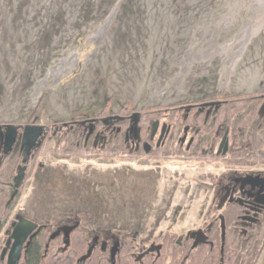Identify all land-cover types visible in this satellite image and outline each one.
Masks as SVG:
<instances>
[{"label": "rangeland", "instance_id": "374dc122", "mask_svg": "<svg viewBox=\"0 0 264 264\" xmlns=\"http://www.w3.org/2000/svg\"><path fill=\"white\" fill-rule=\"evenodd\" d=\"M262 92L264 0H0V123L43 124L60 136L73 114L84 112L65 148L108 101L103 117L112 122L129 101L138 113L165 109L162 121L174 124L172 107L215 93ZM95 129L90 122L88 146ZM205 137L196 134L189 148ZM18 156L16 146L4 179ZM219 171L220 165L191 169L171 158L85 159L49 151L40 154L6 227L18 211L56 230L79 223L112 247L137 231L138 248H147L155 235H184L217 213L215 197L196 184L213 182ZM263 259L264 250L259 264Z\"/></svg>", "mask_w": 264, "mask_h": 264}, {"label": "flooded vegetation", "instance_id": "af4514ba", "mask_svg": "<svg viewBox=\"0 0 264 264\" xmlns=\"http://www.w3.org/2000/svg\"><path fill=\"white\" fill-rule=\"evenodd\" d=\"M250 94H253V96H251L252 99L247 100L246 98H250L248 95L243 96L238 94L232 97L234 96L232 94L231 96H224L223 94L215 93L211 96L204 97L201 102L180 105L178 106L180 109L177 110L174 121H172L174 124H171V122L167 123L162 121V118H158L160 119V125L153 139L151 135L149 138H146V136L142 137L133 119H129L130 125L125 131V138L127 140V146L131 147L132 150L137 152L144 146L147 147V149L160 146V149L164 150L168 146L173 149L176 154L182 151L191 154L192 158L189 160L181 158L173 159L189 163L191 169L196 168L200 163L210 166L214 164L220 165V171L216 174L215 178H213V182L209 181L208 183V181H203L200 183L195 180L197 182L196 187L200 190L205 189L207 197L208 193L209 197H215L216 203L215 205H211V208L215 206V208H217V213L207 217L203 224L197 227L196 230H190L184 235H179L182 236L180 243H182L184 238H188L186 239L187 241L194 243L206 241L207 232L214 227L217 221L220 220L221 223H226L225 217L227 213L232 217L230 228L233 230V235L237 236L236 243L244 245V243L248 244L250 240H252L256 246L260 243V236L264 231V146H259L260 141H264V126H261V120L264 119V92ZM235 98L246 99L247 102L242 103L243 109L238 110L229 123L227 118L222 116V113L229 105V101ZM183 106H192L193 108L186 109L183 108ZM253 112H255L254 116L251 119L247 118V120L246 117ZM190 114H192V119L190 124L186 125L184 123L189 118ZM135 115L136 114H134V116ZM202 115L204 116L201 120ZM170 116L171 113L169 117ZM86 121L87 124H83L80 127L89 130L90 122H96L98 120H96L95 117H90L87 118ZM104 121H110L111 124L119 122L117 119H113L112 122L110 119L108 120V118ZM245 121L248 124H246ZM177 123L179 124L178 135L173 142L171 141L170 143L167 139H169V137L172 136L171 133L176 130ZM8 126L9 124L0 123V164L4 160H7L6 165L8 164L16 146L19 147V156L17 159L19 163L9 179L3 178L4 169L0 176V180L12 182L15 186V176L20 165L23 164L25 166V177L19 186L20 189L21 185L24 187L26 180H28L33 169L38 164L40 154H44L42 152V147L46 139L53 133L49 132L48 127L43 125L44 128L37 138H35V141L28 145L22 142L25 125L23 127L13 125L17 130V136L12 149L6 152L4 145ZM240 131H242L241 135ZM182 132L184 135L180 139V133ZM246 132L247 136L244 138L243 142H241V138L244 137ZM196 134L206 137L199 143L198 148L191 150L189 147L195 144ZM178 140H181V144L179 147H176V142ZM248 142L249 145H247ZM243 150H245L244 155L247 156L246 159L238 156L239 152ZM34 158L36 160V165L28 176L29 161ZM209 213H211V210ZM25 217L29 218L17 211L7 227V222L3 224L0 219V233H2L3 229L6 227V229H4L6 241L18 224V221ZM29 219L35 221L37 227L29 233L24 245L27 240L36 235L42 225L53 228L45 222L36 221L32 218ZM75 226L83 227L77 223L68 227L66 231L60 229L56 230L54 228L53 230L55 232H64L67 235L69 230ZM155 244L156 242L152 240L149 247L143 249L138 248V250L140 254H142L144 250L152 249ZM139 256L141 257L142 255Z\"/></svg>", "mask_w": 264, "mask_h": 264}, {"label": "trees", "instance_id": "16d2710c", "mask_svg": "<svg viewBox=\"0 0 264 264\" xmlns=\"http://www.w3.org/2000/svg\"><path fill=\"white\" fill-rule=\"evenodd\" d=\"M217 94L231 96L225 93ZM232 95H234L232 97H235L238 94ZM239 95H248L250 98H246L247 100L252 99L251 96H253V94L242 93ZM246 99L235 98L230 100L222 116L227 118L230 123L235 113L243 109L242 103H246ZM109 104L110 102L108 101L99 113L94 116L98 121L94 122L96 131L90 146H88L87 142L90 129L86 130L84 127H80L76 136H73V146L65 148V144L72 138L77 116L85 114L84 112H79L73 114L74 120L67 122L68 129L62 135L58 136V133H54L46 139L42 152L45 154L49 151H54L59 157L79 154L85 159L105 157L125 160L145 156L165 159L181 158L186 160L192 158L191 154L183 151L176 154L168 146L164 150H161L160 146L148 149L144 146L137 152L127 146L125 131L130 125V118L135 122L140 135L145 137L152 120L161 118L165 109H147L136 113V111L132 110L131 103L125 101L120 107V112L115 115V118L119 122L111 124L110 121L105 122L106 118L104 119L103 117L110 113ZM183 108L190 109L193 107L183 106ZM178 109H180L178 106L170 109V118H175ZM134 114L136 115L134 116ZM254 114L255 112L251 113L246 119H251ZM90 115L88 114L87 116ZM203 116H201V120ZM191 119L192 114H190L184 124H190ZM261 126H264V119L261 120ZM120 136H122V141L118 147L111 148L109 144L117 141ZM247 145H249V142ZM259 146L263 147L264 141H260ZM244 151H240L238 156L246 159L247 156L244 155ZM6 163L7 160H4L0 164V176L5 169ZM35 165V158L31 159L29 161L28 176ZM14 188L15 186L12 182L0 180V219L3 224L9 221L13 209L17 206L18 199L22 194L23 185H21L16 196L11 199ZM225 219L226 223L223 224L219 220L207 232L206 241L194 243L187 241L186 239L188 238H184L182 243H179V235L166 231L155 235L153 237V241L156 242L154 247L144 250L142 254L138 250L139 233L137 231H129L123 234L120 243L116 247H112L105 244L101 238L98 239L93 231L87 228L75 226L66 235L64 232H55L53 228L42 225L36 235L26 241L21 258L17 264H78V260L82 256L84 258L81 264H259L264 250V231L261 233L258 246L252 240L248 244H238L236 243L237 236L233 235V230L230 228L231 215L227 213ZM5 242L6 237H0V264H8L6 258L1 260V253ZM139 255L142 256L140 257ZM261 264H264V259Z\"/></svg>", "mask_w": 264, "mask_h": 264}, {"label": "water", "instance_id": "95a60500", "mask_svg": "<svg viewBox=\"0 0 264 264\" xmlns=\"http://www.w3.org/2000/svg\"><path fill=\"white\" fill-rule=\"evenodd\" d=\"M138 113V112H137ZM152 132L151 137L154 138L155 134L158 131L160 125V119H154L152 123ZM44 128L42 124L36 123H28L25 125L24 133H23V144L30 145L35 141V138L40 134L41 130ZM17 136V130L14 128L12 124H9L8 131L6 134L5 140V151L8 152L12 149L13 144L15 142V138ZM41 142V140H40ZM25 177V166L23 164L20 165L18 172L15 176V189L11 195V199H13L18 192L19 186L22 183ZM1 225V220H0ZM37 227V223L29 218H22L18 221V224L9 235L5 246L2 249L1 260L6 258L8 264H17L21 258L24 242L27 239L29 233ZM182 240V236H179L178 242L180 243ZM84 256L80 257L78 260V264L82 263Z\"/></svg>", "mask_w": 264, "mask_h": 264}, {"label": "bare ground", "instance_id": "6f19581e", "mask_svg": "<svg viewBox=\"0 0 264 264\" xmlns=\"http://www.w3.org/2000/svg\"><path fill=\"white\" fill-rule=\"evenodd\" d=\"M112 16H113V13L109 16L108 21L112 18Z\"/></svg>", "mask_w": 264, "mask_h": 264}]
</instances>
